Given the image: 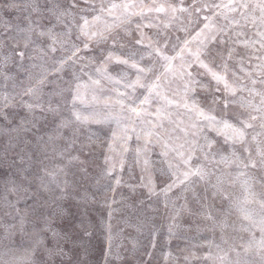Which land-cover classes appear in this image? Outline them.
Masks as SVG:
<instances>
[{
  "label": "rangeland",
  "instance_id": "1",
  "mask_svg": "<svg viewBox=\"0 0 264 264\" xmlns=\"http://www.w3.org/2000/svg\"><path fill=\"white\" fill-rule=\"evenodd\" d=\"M0 264H264V0H0Z\"/></svg>",
  "mask_w": 264,
  "mask_h": 264
},
{
  "label": "snow or ice",
  "instance_id": "2",
  "mask_svg": "<svg viewBox=\"0 0 264 264\" xmlns=\"http://www.w3.org/2000/svg\"><path fill=\"white\" fill-rule=\"evenodd\" d=\"M216 78L217 79H222V77H216ZM201 114L203 115V113H201ZM212 119H214V118H212ZM224 127L232 129V125L228 124L226 121L224 122ZM232 131L239 139H241V140L243 139V135H244L243 134V130H241V129H232ZM229 138H231V137H229Z\"/></svg>",
  "mask_w": 264,
  "mask_h": 264
}]
</instances>
